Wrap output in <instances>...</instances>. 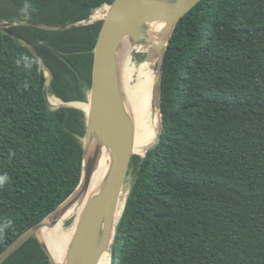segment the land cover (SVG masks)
Returning a JSON list of instances; mask_svg holds the SVG:
<instances>
[{"label":"trees","instance_id":"trees-1","mask_svg":"<svg viewBox=\"0 0 264 264\" xmlns=\"http://www.w3.org/2000/svg\"><path fill=\"white\" fill-rule=\"evenodd\" d=\"M113 2L0 0V21L59 27ZM102 25L7 28L40 59L0 30V255L80 183L85 113L50 108L42 63L49 100L87 101ZM161 113L162 140L132 157L112 264H264V0H201L183 16L164 58ZM1 264L52 263L30 238Z\"/></svg>","mask_w":264,"mask_h":264},{"label":"water","instance_id":"water-1","mask_svg":"<svg viewBox=\"0 0 264 264\" xmlns=\"http://www.w3.org/2000/svg\"><path fill=\"white\" fill-rule=\"evenodd\" d=\"M200 1L114 0L111 5L104 4L100 7H105L106 13L100 19L103 21V25L94 49L92 82L87 97L89 110L86 111L75 106L74 103L77 102L62 101V105L58 107L76 108L85 113L86 133L81 140L83 165L80 183L76 190L54 212L26 231L0 255V264L30 238L38 240L51 263L57 264L52 260L46 246L36 236V232L46 219L69 207L78 198L88 193L100 151L108 153L109 169L100 190L93 194L86 204L63 264H98L102 255L108 250L111 251L110 262L112 264V248L121 218L115 226L114 233L113 224L132 157L138 155L144 159L163 137L161 86L168 44L180 20ZM92 16L86 20L59 27L34 21H0V30L8 37L29 48L38 57L34 48L25 39L9 33L7 28L17 25H30L46 30H67L94 24L98 20H92ZM156 26H162L157 34L153 30ZM126 42H130L134 46V52L146 53L147 59L153 63L155 71L154 85L157 89L160 125L155 142L147 148L144 155L137 154L133 150V121L125 106L122 90L120 52ZM38 59L40 58L38 57ZM42 65L47 77L44 95L49 105L48 89L53 80V73L44 63ZM50 108L52 110L58 109Z\"/></svg>","mask_w":264,"mask_h":264},{"label":"bare ground","instance_id":"bare-ground-1","mask_svg":"<svg viewBox=\"0 0 264 264\" xmlns=\"http://www.w3.org/2000/svg\"><path fill=\"white\" fill-rule=\"evenodd\" d=\"M95 19V15L92 17ZM162 26H156L153 30L157 34ZM134 46L130 42H126L120 52V76L122 80V90L124 94L125 106L129 110L130 99L132 95L137 94L136 102L138 109L134 117H132L134 136L133 150L135 153L144 155L149 146H151L158 135V127L160 125V112L157 107V89L154 85L155 71L153 63L147 59L145 62L137 63L134 60ZM77 103H74L76 106ZM155 108V109H154ZM89 110V105L85 108ZM153 137L152 142L150 143ZM150 143V144H149ZM109 169V155L105 151H100L99 159L95 173L92 178L88 193L78 198L72 205L62 211L54 214L44 221L48 225V235L51 240V249L48 244V235L46 231V245L50 255L59 260H66L69 246L75 235L80 217L86 207L90 197L100 190L106 174ZM125 188V186H124ZM116 211V218L113 224V233L115 226L123 214L124 205L128 194L124 192ZM71 221L68 226L67 223ZM37 230L40 231L41 227ZM36 232V233H37ZM43 243V242H42ZM52 260L58 263L53 257ZM111 251H106L98 264H111Z\"/></svg>","mask_w":264,"mask_h":264},{"label":"rangeland","instance_id":"rangeland-1","mask_svg":"<svg viewBox=\"0 0 264 264\" xmlns=\"http://www.w3.org/2000/svg\"><path fill=\"white\" fill-rule=\"evenodd\" d=\"M105 13H106V11H100V12L95 11L94 12L95 19H98L97 22L101 21L100 19L105 16ZM133 54H134L133 55L134 60L137 63H140L143 61L145 62L147 60V54L146 53L144 54V53L134 52ZM148 61L151 63L150 59ZM89 92H90V89L87 91V97L89 95ZM136 97H137V94H134V95H132V97L130 99V106H129L130 111H129V113H130L131 117H134L136 110L138 109ZM62 103H63L62 100L57 98L55 95H52V100H49V105L52 108H58L60 105H62ZM87 105H88V103H87V101H85V102L79 103V105L77 107L85 110ZM134 179H135V168H134V166H130V170H129V173H128V176H127V179H126V182L124 185L125 186L124 192H126V194H129L131 187L133 185ZM70 224H71V221L67 223L68 226ZM41 230H43L45 233H46V231L48 232V230H49L48 225L47 224L42 225Z\"/></svg>","mask_w":264,"mask_h":264}]
</instances>
